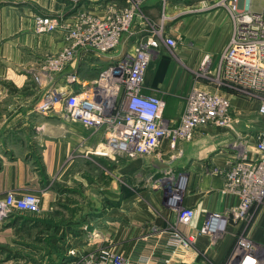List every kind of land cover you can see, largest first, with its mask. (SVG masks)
I'll list each match as a JSON object with an SVG mask.
<instances>
[{"label": "crops", "instance_id": "crops-1", "mask_svg": "<svg viewBox=\"0 0 264 264\" xmlns=\"http://www.w3.org/2000/svg\"><path fill=\"white\" fill-rule=\"evenodd\" d=\"M176 1L165 8V13L176 16V20L187 16L183 13H191L184 27L186 40L175 47L161 43L155 49L144 87L146 92L159 93L164 100L162 116L170 124L179 121L184 109L183 101L174 102L175 96L192 85L215 88L199 81L192 84V73L181 63L195 68L204 54L220 53L233 26L228 12L214 2ZM182 2L183 11L171 14ZM40 5L44 10L33 0H0V198L8 191L33 192L40 196L41 210L14 213L7 222L0 223V264H21L19 258L25 257L21 247L39 250L36 228L39 232L55 230L58 238L51 247L54 251L61 248L62 235L72 231L71 246L78 252L105 247L133 261L155 264H164L165 259L170 264H227L235 237L242 232L258 249H264V205L249 225L244 221L229 223L217 238L202 228L210 212L239 201L237 194L224 191V178L218 170H223L227 160L233 158L235 151L228 145L238 138H245L252 145L264 130V122L251 119L233 128L201 126L191 140L179 141L173 149L164 141L161 160L139 155H101L103 129L65 119L62 104L46 113H40L35 106L50 87L73 89L74 82L83 87L94 81L101 69L123 53L132 52L135 38L122 37L115 49L98 57L76 59L54 77L40 73L41 82L36 83L33 75L40 72L39 56L58 53L65 45L60 32H34L35 15H55L49 12L56 7L54 3ZM86 6L98 15L104 13L102 6L88 2ZM189 7L192 9L187 10ZM143 10L160 17V0H149ZM143 27L141 23L136 25V37L143 33ZM168 53H177V57ZM69 75L74 76L71 83L67 82ZM229 113L232 114L231 109ZM232 116L238 123V113ZM4 155L15 156L9 159ZM21 155L37 165H27ZM168 175L173 176L175 184L185 175L181 205L195 213L187 225L177 221L175 212L167 206L166 189L158 185L159 179ZM42 213L61 221H41ZM173 231L193 234L194 242L188 249L174 246ZM7 244L10 249L4 248ZM52 257L51 263L66 264L63 251ZM68 258L75 264L74 256L68 254Z\"/></svg>", "mask_w": 264, "mask_h": 264}, {"label": "built area", "instance_id": "built-area-1", "mask_svg": "<svg viewBox=\"0 0 264 264\" xmlns=\"http://www.w3.org/2000/svg\"><path fill=\"white\" fill-rule=\"evenodd\" d=\"M149 0H75L72 14L73 26L64 37V47L58 56L42 60L39 73L54 77L73 60L95 57L115 49L122 37H134L132 52L123 53L118 59L101 69L97 78L85 86L82 99L75 90L65 87L50 88L35 108L40 113L53 111L62 104L66 119L81 121L86 127L103 129L104 150L101 155L146 156L161 160L162 144L174 148L178 141H189L196 130L205 125L230 126L229 103L218 92L211 93L194 88L187 96L183 112L176 124L168 123L162 116L164 100L155 92L144 90L145 73L161 43L175 47L177 41L163 27L167 18L162 14L157 27L147 21L144 6ZM86 2L102 6L104 13L98 15L88 9ZM234 27L221 54L220 79L224 85L235 90L258 95L257 112L264 117V12H253L250 7L243 11L232 5ZM165 18V19H164ZM58 20V21H57ZM37 32H50L67 27L66 21L50 16H39L34 21ZM70 23V24H71ZM138 23L144 25L143 33L135 36ZM69 24V25H70ZM91 52V53H87ZM206 57V56H205ZM205 62V58L204 61ZM74 76H67V82ZM82 86V85H81ZM234 150L233 158L227 160L222 172L223 189L238 195V203L220 211L210 212L203 231L212 238L229 223L243 221L249 210L264 202V130L259 132L251 145L245 138H238L228 145ZM172 175L159 179L158 185L166 189L167 206L175 212L177 221L189 224L194 209L181 205L182 188L174 183ZM184 186V185H183ZM40 196L33 192L18 194L8 191L0 198V220L16 213H37ZM227 264H264V249L243 232L235 237ZM194 242L193 234L171 233V244L188 249ZM75 264H155L151 261H133L121 254L101 247L96 251L76 255ZM164 264H170L165 259Z\"/></svg>", "mask_w": 264, "mask_h": 264}, {"label": "rangeland", "instance_id": "rangeland-1", "mask_svg": "<svg viewBox=\"0 0 264 264\" xmlns=\"http://www.w3.org/2000/svg\"><path fill=\"white\" fill-rule=\"evenodd\" d=\"M33 1L36 5L40 6L41 10H44V7H42L40 4L45 5V4H49V3H52V4L54 3L56 5V7L54 9H51L52 11H49V12L54 13L55 15H44V14L40 15V14H38V15H35L34 21L39 16H50V17H53L56 19H63V21H66L67 27H64L62 29L57 28V29L52 30L50 32H60L62 34L63 39H64L67 30L73 26V22L71 23V18H72V14L75 11V8L77 6V4H75V0H33ZM188 2H189L188 0H184V3L187 4ZM204 2H206V4H208L210 2H214V4L217 7L224 8L228 12V14L231 18V22L233 25L232 30H233L234 23H235L234 19L238 18V13L234 14L231 10L232 5H236L237 10H240V11H243L246 7H250V9L253 12L254 11L255 12L256 11L257 12H264V0H205ZM176 3H177L176 0H171V1L170 0H160V4L162 6V13H161L160 17H156L154 14H152V15L146 14V18L150 24L157 27V25L160 24L162 14L164 13L165 18H167L165 20V22H161V23H163L164 30L170 34H173L172 37H174L176 39V41H177L176 45H178L179 42H184L186 40L187 29H184V27L187 25V23L189 21L188 15L190 16L191 13H189V12L183 13L182 15H187V16H184L182 18H178L179 20L178 19L176 20V18H177L176 16H171L170 14L167 15L165 13L166 12L165 8L167 7L169 9V7L172 4H176ZM184 3L183 2L180 3L179 6L177 8H175L170 13L173 14V13L178 12L179 9L185 8ZM188 9H192V7L187 8V10ZM182 11H183V9H182ZM42 12H44V11H42ZM192 15H194V14H192ZM33 30L37 34L49 33V32H42V33L37 32L35 30V23H33ZM172 30H174L175 32H171ZM176 30H177V32H176ZM231 34H232V31L230 33V36H231ZM64 42L69 45V42L65 41V39H64ZM227 42H226V44H227ZM225 47H226V45L224 46V48ZM223 49L220 52H222ZM58 54L59 53L41 54L38 58V66H37L38 70L40 69V65L42 64V60L45 57H47V56L56 57V56H58ZM168 54L175 55V56L177 55V53H168ZM221 54H223V53H206V54H204L202 60L199 62V64L195 68H193L194 66H190L189 64L187 65V63H184V62L181 63L189 72L192 73V84H194L196 81H199V82L205 83L208 86L215 87V88L214 89L213 88H204L201 86L200 87H198V86L194 87V85H192L190 88H187V90H185L181 94H178L177 96H175L174 102L180 103L183 101V103L185 105L186 98L190 94V92L194 88H200V89H203V90L211 92V93L218 92L219 94H221L223 97H225L227 99V101L229 103V109L232 110V114L229 113V116L231 117L230 126L232 128L238 124L239 125L240 124H247L248 120H251V119H256L258 121L264 122V117L259 115L257 112L258 104L260 102L258 95L254 96L251 93H247L245 91H240V90H235L234 87L223 84L222 80L220 79L221 75L219 74V67L221 64V60H220ZM153 55H152V57H153ZM205 56H207V60L203 63ZM73 61H75V60H73ZM36 74L37 73L35 72L33 76H35ZM34 82L40 83L41 78L39 80L34 79ZM74 83L76 84L77 82H74ZM75 84H73V86H72L73 90H75L76 93H83L84 94L86 91V89H85L86 87L85 86L81 87V85L77 86ZM77 84H79V83H77ZM145 86H146V82H145ZM50 88H53V87H50ZM49 89L47 91H49ZM46 92H44L43 97L45 96ZM157 94L159 95V93H157ZM37 105L35 106V108L37 107ZM237 106H238V111H237ZM236 113H238V120H239L238 123L234 122L235 119L232 116V115L235 116ZM230 126H228V127H230ZM12 156L14 157L15 155H12ZM12 156L4 155L3 157L11 159V158H13ZM18 156H20V155H18ZM21 159L24 163H26L27 165H30L32 167L37 165L34 162L32 163V161L29 162V161L25 160V156H23V155H21ZM223 168L224 169L227 168V164H225ZM220 170H222V168H220ZM36 171H38V174L41 175L40 173L42 172V170H39V168H38V170H36ZM263 205H264V202L263 203H257L255 205H253L251 207V209L249 210L250 215L247 216V218L243 221L249 225L255 216L254 215L255 212L257 210H260ZM40 211L41 210L39 208L38 212H40ZM16 213H18V212H16ZM12 215H10V216H12ZM42 215H41L42 218L41 217L39 218L41 221L46 220V221L51 222V223H56V222L61 221L60 218H58L57 216H54V215H47L46 216V214H44V213H42ZM10 216H8L5 220H0V223L7 222L10 219ZM34 231L38 232V235H39L38 237L40 238L39 246H37V247H39L38 248L39 250H33V249H27V248L21 247L20 251H22L25 255L24 258H19L21 264H46L48 262L50 264H53V263H51V262H53L52 255H55V254L59 255L60 252H62V251H63L62 259H64V260L66 259L65 263L66 264H73L74 261L68 258V254L71 255L72 257L74 256L76 259V255H81V254H86L88 252H92V251H88V250L78 252L75 250L74 247L71 246V241H72L71 239H72V237H74L72 231L64 233L62 235L63 240L61 241V243H62L61 248L59 250L57 249L55 251L53 249H51L53 242L55 240H57V238H58V235H56L54 229L53 230H44V231L41 230V232H39L40 230H38L36 228ZM224 231H226V228L222 229L216 237L220 236ZM238 234H240V233H238ZM243 236H246V234L243 233ZM18 240H20V239H18ZM21 240L23 241V239H21ZM15 243H20V242H13L11 244H15ZM45 244L50 245L49 248L42 249L41 246L45 245ZM235 244H236V242L234 241L232 244V248ZM12 246H14V245H12ZM4 248L10 249V244L5 245Z\"/></svg>", "mask_w": 264, "mask_h": 264}, {"label": "bare ground", "instance_id": "bare-ground-1", "mask_svg": "<svg viewBox=\"0 0 264 264\" xmlns=\"http://www.w3.org/2000/svg\"><path fill=\"white\" fill-rule=\"evenodd\" d=\"M207 60V56L205 57V61ZM204 61V60H203ZM204 63V62H203ZM203 90V89H202ZM205 91V90H203ZM84 97V94L83 93H77V98L80 100ZM179 182L181 184V188L184 187L183 185H185V175H181L180 178H179ZM178 182V183H179ZM183 189V188H182Z\"/></svg>", "mask_w": 264, "mask_h": 264}, {"label": "water", "instance_id": "water-1", "mask_svg": "<svg viewBox=\"0 0 264 264\" xmlns=\"http://www.w3.org/2000/svg\"><path fill=\"white\" fill-rule=\"evenodd\" d=\"M188 1H193V0H188Z\"/></svg>", "mask_w": 264, "mask_h": 264}]
</instances>
